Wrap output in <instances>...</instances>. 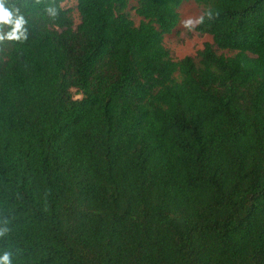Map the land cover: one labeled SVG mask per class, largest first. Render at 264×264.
<instances>
[{
	"label": "trees",
	"instance_id": "trees-1",
	"mask_svg": "<svg viewBox=\"0 0 264 264\" xmlns=\"http://www.w3.org/2000/svg\"><path fill=\"white\" fill-rule=\"evenodd\" d=\"M64 1L6 0L27 38L0 41V254L264 264V0H193L211 41L181 57L188 0H134L138 22L76 0L77 23Z\"/></svg>",
	"mask_w": 264,
	"mask_h": 264
},
{
	"label": "rangeland",
	"instance_id": "rangeland-1",
	"mask_svg": "<svg viewBox=\"0 0 264 264\" xmlns=\"http://www.w3.org/2000/svg\"><path fill=\"white\" fill-rule=\"evenodd\" d=\"M67 7L73 9V17L75 23L79 21L78 12L76 10V0H65L63 3ZM135 1L132 0L129 6L132 18L138 22L140 17L135 13L133 5ZM180 21L172 32L165 34L164 43L170 49L173 56L181 57L187 54H194L199 48L203 46L205 41H211V36L208 34H200L195 28L189 30L183 26V21L192 18L196 19L202 14V7L193 0L184 1L179 8ZM75 92V90H74ZM76 97H80L75 93Z\"/></svg>",
	"mask_w": 264,
	"mask_h": 264
},
{
	"label": "clouds",
	"instance_id": "clouds-1",
	"mask_svg": "<svg viewBox=\"0 0 264 264\" xmlns=\"http://www.w3.org/2000/svg\"><path fill=\"white\" fill-rule=\"evenodd\" d=\"M46 12L50 17L55 18L57 16V9L55 7L49 6L46 8ZM205 17L211 19L213 13L211 10H206L204 14L196 19L188 18L183 21V26L186 29H193L196 25L202 24ZM27 21L22 14H20L19 9L6 7V0H0V28L7 25L10 30L7 32H0V41L5 39L9 41H23L27 38L26 35V25ZM6 224L7 221H4ZM9 231L7 227H0V237L5 236ZM0 264H12L11 253L4 252L0 254Z\"/></svg>",
	"mask_w": 264,
	"mask_h": 264
}]
</instances>
